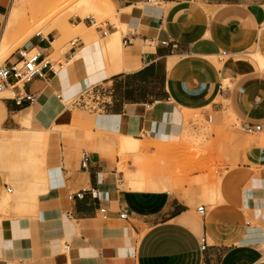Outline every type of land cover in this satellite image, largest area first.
<instances>
[{
  "label": "crops",
  "instance_id": "crops-1",
  "mask_svg": "<svg viewBox=\"0 0 264 264\" xmlns=\"http://www.w3.org/2000/svg\"><path fill=\"white\" fill-rule=\"evenodd\" d=\"M110 4L126 25L121 36L104 20L91 39L84 32L90 26L86 17L88 26L83 23L74 38L77 45L63 51L60 28L43 35L39 30L25 48L37 50L55 72L44 64V76L12 90L15 79L9 78L0 91L33 95L32 102L21 103L13 94L0 96V151L12 147L23 158L7 161L0 152V210L5 212L0 213V264H264V132L239 137L238 156L205 190L213 203L204 204L199 217L196 198L174 187L126 188L118 155L100 149L111 151L105 146L109 139H86L78 130L93 121L71 116L67 106L59 110L65 96L95 87L106 101L96 112L101 120L94 122L100 137L118 132L120 139H140L134 135L139 119L154 139L174 136L201 149L215 138V118L264 123V0ZM57 50L66 63L55 69L49 55ZM221 50L228 54L217 61ZM17 60L14 52L3 64ZM39 121L54 127L40 132ZM61 124L78 134L62 136ZM62 137L68 155L80 144L93 151L86 169L75 160L66 166L58 148ZM21 166L31 175L15 171L16 187L8 192L5 176ZM82 189V197L69 198ZM122 208L127 218L119 217ZM202 234L210 243L204 252L198 247Z\"/></svg>",
  "mask_w": 264,
  "mask_h": 264
},
{
  "label": "rangeland",
  "instance_id": "rangeland-1",
  "mask_svg": "<svg viewBox=\"0 0 264 264\" xmlns=\"http://www.w3.org/2000/svg\"><path fill=\"white\" fill-rule=\"evenodd\" d=\"M40 0L28 1L24 5L17 6V11L19 13L25 12L28 16L26 21L21 23V27L25 30L31 27L34 23L32 20L31 14L36 10L37 4ZM77 0H67L66 2L59 3L58 8L62 10L61 15H57L48 25L40 28L43 32L49 31L53 24L62 28L64 23H85L83 19L86 17L92 16L98 22L109 20L111 23H114L117 27L115 33L118 36H121V33L126 28V25L123 24L121 17L117 14L115 8L108 1L106 5L98 3L93 7H85V5H77ZM10 0H0V33L3 28V23L5 15L7 13ZM123 12H127L128 9H122ZM40 15V14H39ZM80 19V20H79ZM79 20V21H78ZM77 21V22H76ZM124 21V20H123ZM86 24V23H85ZM86 26H88L86 24ZM38 30V27H34ZM35 30V31H37ZM83 30L82 27L73 28V30L64 37H62L61 42L59 43V48L63 51L67 50L70 46V41L75 38L76 35L81 34ZM92 30V31H91ZM91 33V39L95 34L94 26H88L84 29V32ZM32 35H35V32L32 30ZM54 34V33H53ZM24 34L20 36L19 39L10 42L7 45L8 48L0 56V66L3 65L5 60L18 49L25 47V43L29 40L30 37H24ZM24 40V41H23ZM51 61L54 64V68L58 69V62H61L62 65L65 64V60L62 57V52L58 50L55 52H50L49 55ZM3 95H12L9 93H0V96ZM58 96V95H57ZM72 98V96H65L63 101H61L59 110L64 106H67V102ZM68 111L71 116L78 115L84 117L85 120L93 121L84 122L80 126L86 130L79 129L78 131L84 133L83 137L86 139H93L98 137L101 139H109L106 142V147H109L111 151L106 148H100L106 153L111 155H118V171L121 174L120 178L123 179V184L126 188L131 189H150L157 191L165 190H180L183 192L184 196H193L195 199V206L201 204H210L213 203L210 200H207L205 197V190L209 185H214L217 178L222 176L225 168L231 165L238 156V148L240 147L241 139L239 137L244 136L245 133L241 130L239 126V119L236 118H227V121H217L215 138L204 148H190L184 145L178 137H174L168 140H157L148 135V132L144 130L143 126L139 125V119L137 122V131L134 133L136 137H139V147L138 149H122V142L120 139V134L115 132L111 135H103L100 137L98 133V126L95 123H98L101 119V114L84 110L78 107H71L68 103ZM222 113V112H221ZM116 122H119L116 120ZM40 132H48L49 126L45 121H39L37 126ZM35 130V129H34ZM92 130V131H91ZM58 131L62 136H75L77 131L73 126L67 124H61L58 126ZM91 137V138H89ZM104 142V141H101ZM104 142V143H105ZM66 140L65 137L59 140V151L65 158L66 166H71V160H75L77 163L80 159L81 152L83 150L87 152H93L85 144H80L77 148L72 150V153L68 155V151L65 147ZM50 145H48V148ZM47 148V149H48ZM97 148V150H100ZM49 150V149H48ZM125 150V151H124ZM195 150V151H194ZM1 157L7 161H18L22 162L23 158L20 157L12 147L2 148ZM192 156V157H191ZM190 157V158H189ZM15 171H21V173L26 177H30L31 172L29 169H25L22 166L17 168H11L9 170V176H5L6 180L9 182V186L13 187L15 190L16 183L12 174ZM138 173H146L149 175L148 179H141L139 185L127 184L130 178L135 177ZM154 181V183L152 182ZM122 184V186H123ZM123 186V187H124ZM14 190L12 193H14ZM11 193V194H12ZM0 213H5L0 210ZM201 217L199 213L196 214ZM261 248L264 250V244L261 245Z\"/></svg>",
  "mask_w": 264,
  "mask_h": 264
},
{
  "label": "built area",
  "instance_id": "built-area-1",
  "mask_svg": "<svg viewBox=\"0 0 264 264\" xmlns=\"http://www.w3.org/2000/svg\"><path fill=\"white\" fill-rule=\"evenodd\" d=\"M148 2H156V0H147ZM89 20L90 26L93 25L95 29L101 28L104 21L98 22L94 17H87ZM104 35L107 34V30H102ZM37 36L40 33L36 34ZM72 46L77 45L76 41L73 39L70 41ZM16 53L19 56V60L15 62H9L8 64H3L0 66V91L4 90L5 87L8 86V79L14 78L15 82L12 84L9 89L20 87L24 82L30 81L36 77L44 76L43 65H48V68L55 72L52 68L53 65L46 61L43 65L41 64L40 54L37 50L31 49L27 50L25 47L18 49ZM228 54L226 50H221L216 54V60L222 61L224 57ZM14 100L17 103H21L23 100L28 102L33 101V95L29 93L22 92V94L16 95L13 93ZM72 107L82 108L84 110L97 112L103 109L106 101L100 95L99 91L95 87H89L87 89L82 90L80 93L74 95L70 101L68 102ZM239 126L241 130L245 133H258L264 132V123L251 124L247 122H239ZM90 162V152L83 150L81 152V156L79 159L80 167L86 169L89 166ZM12 190L11 186H8L7 191L10 192ZM86 190L82 189L74 194H70L69 198L73 196L82 197ZM89 192L92 197L97 196L96 189H89ZM197 212L203 216L205 214L204 204L198 205L196 208ZM99 212L101 213L102 218H107V210L104 206L99 207ZM120 218H127L128 211L125 208H122L119 211ZM210 246L209 239L205 234H202L198 238V247L200 252H204ZM64 248H68L67 245H64Z\"/></svg>",
  "mask_w": 264,
  "mask_h": 264
},
{
  "label": "bare ground",
  "instance_id": "bare-ground-1",
  "mask_svg": "<svg viewBox=\"0 0 264 264\" xmlns=\"http://www.w3.org/2000/svg\"><path fill=\"white\" fill-rule=\"evenodd\" d=\"M28 1H32V0H10V4H9L7 13L5 15L4 23H3V28H2V31L0 33V56L3 54V52L6 50V48H8L7 45H9L10 42H13V41L19 39L21 34L23 35L25 32L24 37L26 39L32 35V33H33L32 30L34 32L41 30L40 28H42L45 25H48L57 15H61L63 13V11L59 10L58 4L66 2L67 0H40L37 4L36 10L31 14L32 20L34 19L33 25L31 27H29L28 29L24 30L21 27L22 25H21V23H19V21L25 22L26 19L28 18V16L25 12L19 13L17 11V6L24 5ZM108 1L110 2V0H77L76 3H77V5L83 4V5H85V7L89 6L91 8L94 5H96L97 2L101 3L103 5H106V4H108L107 3ZM77 26L83 27L84 25L82 23L78 24V25H75L73 23H69V24L64 23L62 28H61L62 35L58 38V41L61 42L62 37H64L65 34L71 32L73 30V28H76ZM34 27H38V30L34 29ZM54 27H58V26H55V24H53L50 28H54ZM35 30H37V31H35ZM10 45H11V43H10ZM256 56L259 59V55L257 54ZM43 61L41 63L42 65L45 63ZM259 62H261V61L259 60ZM261 63H262V66H264L263 65L264 62L262 61ZM68 102L66 104L67 107H68ZM139 140L140 139L134 138V137H127V136L122 137L121 138L122 149H127V150L128 149H134V150L138 149ZM148 178H149V175H147L146 173H138L135 177L130 178L128 180L127 184H134V185L138 186L139 181L141 179H148ZM152 182L154 183V181H152ZM7 203H8V195L5 197L4 207L7 205Z\"/></svg>",
  "mask_w": 264,
  "mask_h": 264
}]
</instances>
